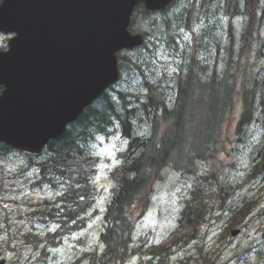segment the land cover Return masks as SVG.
Here are the masks:
<instances>
[{"label":"trees","instance_id":"16d2710c","mask_svg":"<svg viewBox=\"0 0 264 264\" xmlns=\"http://www.w3.org/2000/svg\"><path fill=\"white\" fill-rule=\"evenodd\" d=\"M130 31L145 41L118 54V84L49 142L38 164L55 193L48 203L53 218L69 222L81 217L85 224L96 195L92 181L102 162L93 145L99 137L110 141L119 136L117 163L109 173L112 196L98 232L100 247L83 251L74 264H123L132 248L135 210L144 211L156 187L176 188L170 175L187 176L191 183L174 229L187 235L179 249L198 233L205 238L202 224L224 214L227 230L239 226L256 203L251 209V203L232 209V197L264 177V0H175L155 12L139 4ZM160 51L172 63L161 67ZM238 107L231 141L229 122ZM226 142L231 143L228 150ZM11 154V148L0 144V161ZM223 154L257 163L242 182L232 183L219 179L217 163ZM46 204L40 203L44 215ZM26 238L34 248L42 246L40 257L46 255L51 234L41 238L28 233ZM260 259L264 263V253Z\"/></svg>","mask_w":264,"mask_h":264},{"label":"water","instance_id":"95a60500","mask_svg":"<svg viewBox=\"0 0 264 264\" xmlns=\"http://www.w3.org/2000/svg\"><path fill=\"white\" fill-rule=\"evenodd\" d=\"M171 0H3L0 143L36 154L118 77L116 53L142 43L128 31L138 3Z\"/></svg>","mask_w":264,"mask_h":264},{"label":"rangeland","instance_id":"374dc122","mask_svg":"<svg viewBox=\"0 0 264 264\" xmlns=\"http://www.w3.org/2000/svg\"><path fill=\"white\" fill-rule=\"evenodd\" d=\"M185 0H183L184 3ZM8 36L0 34V48L6 46ZM160 63L161 67L172 63L168 62L167 55L162 54L160 51ZM258 142V138L253 141ZM118 138L110 141L101 140V144H94L93 151L101 159L102 163L98 167V176L94 179L96 182V188L99 191V198L95 204L97 209V218L92 220L88 224L85 231L82 233L66 238L64 243L57 250H53L51 256L49 257L47 264H64L66 263L74 254V248H80V243L77 241L80 239L81 235L85 233L91 234L97 226V235L100 227V219L103 214L104 204L106 203L109 190L111 187L108 181V172L117 163L116 162V151L118 149L117 145ZM256 149V147H255ZM254 152V151H252ZM254 154V153H253ZM252 154V157L255 155ZM10 158L8 163L4 168L6 174L12 175L15 169L24 162L22 156H13ZM221 162L226 165L225 171L221 175L222 179H226L232 183H236L240 179H243L247 173V163L246 160L240 163L238 159H230L224 155L220 158ZM235 162V168H230L229 164ZM257 160L251 162L250 167L254 166ZM261 168V166H259ZM176 183V188H170L168 186H158L155 188L152 199L148 200L144 205V213L135 222L134 235L131 236V251L126 256L128 258L126 264H208V258L203 256L199 260L198 252L194 253L196 257L187 258L177 255L180 243L182 239L186 238V233L181 231H174L173 228L177 225V220L180 212V203L182 202L187 189L190 187V178L187 176H176L170 175ZM17 182H5L2 186V190L8 194L16 195ZM257 186L253 184H248L236 192L230 201V206L232 209H237L247 205V203L256 201L257 204L260 203L258 208L255 209L251 220L248 221L249 227L242 232L240 237H236L234 243L229 247L226 252L218 253L220 249V244L217 245L216 238L209 239L206 244V251L210 254L208 256L217 257L222 254L219 258L218 263L221 264H258L259 261H255L252 258V253L248 250L249 247L254 246L256 248H264V243L261 241L260 233L257 232L258 229L264 227V215L259 213L264 210V191L258 190ZM24 194V190L21 189L19 194V199ZM261 194V196H260ZM10 199V197H6ZM217 229L222 230L226 228L225 214L220 218H214L211 221L210 228L215 227L219 222ZM30 224H21L20 221L10 224L11 234L9 237L0 236V260L4 259L5 264H37V260L40 258L38 253H35L31 248L32 244L28 239H23V231L27 229ZM1 226V224H0ZM206 230V227H203ZM4 230V228H2ZM51 232H47V237ZM55 234V233H53ZM56 238V237H55ZM83 238V237H82ZM50 239V238H49ZM170 241L168 244L166 240ZM219 240H221L219 238ZM10 241L9 245L6 243ZM224 241L221 240V242ZM29 243L30 245L26 244ZM253 244V245H252ZM93 245V242L90 244ZM8 248L12 250H8ZM202 250V249H201ZM199 251V250H198ZM156 253L162 255V259ZM241 255V261L235 262L234 259ZM189 256H193L190 254ZM159 258V259H158ZM213 261V259H212ZM124 263V262H123Z\"/></svg>","mask_w":264,"mask_h":264}]
</instances>
